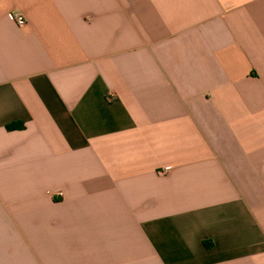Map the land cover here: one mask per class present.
I'll return each mask as SVG.
<instances>
[{
    "label": "crops",
    "instance_id": "1",
    "mask_svg": "<svg viewBox=\"0 0 264 264\" xmlns=\"http://www.w3.org/2000/svg\"><path fill=\"white\" fill-rule=\"evenodd\" d=\"M0 264H264V0H0Z\"/></svg>",
    "mask_w": 264,
    "mask_h": 264
},
{
    "label": "built area",
    "instance_id": "2",
    "mask_svg": "<svg viewBox=\"0 0 264 264\" xmlns=\"http://www.w3.org/2000/svg\"><path fill=\"white\" fill-rule=\"evenodd\" d=\"M13 19L15 20L16 24L18 26H24L26 25V19L23 15L19 14V13H14L13 14Z\"/></svg>",
    "mask_w": 264,
    "mask_h": 264
},
{
    "label": "trees",
    "instance_id": "3",
    "mask_svg": "<svg viewBox=\"0 0 264 264\" xmlns=\"http://www.w3.org/2000/svg\"><path fill=\"white\" fill-rule=\"evenodd\" d=\"M9 130H19L23 128V125H11L7 127Z\"/></svg>",
    "mask_w": 264,
    "mask_h": 264
}]
</instances>
